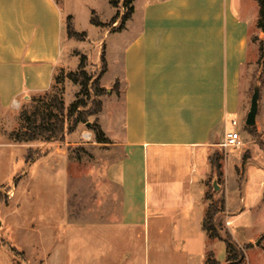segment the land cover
I'll use <instances>...</instances> for the list:
<instances>
[{
    "label": "crops",
    "instance_id": "obj_1",
    "mask_svg": "<svg viewBox=\"0 0 264 264\" xmlns=\"http://www.w3.org/2000/svg\"><path fill=\"white\" fill-rule=\"evenodd\" d=\"M133 4L125 28L116 29L121 19L111 23L118 9L109 0H0V111L14 108L18 126L23 101L51 89L59 70H77L78 52L87 63L97 64L103 55L107 63L100 83L110 93L101 98L95 119L111 142L96 141L103 192L94 219H70L74 180L67 146L83 145L80 125L65 142L14 140L29 148L44 143L41 157L25 160L14 188L12 228L22 234L15 248L29 264H207L210 252L216 257V243L225 256L216 259L226 262L225 242L203 228L206 180L214 171L212 156L233 128L230 119L242 128L246 123L251 79L246 69L259 58L251 53L253 47L259 54L251 39L261 17L259 2ZM93 11L111 25L93 24ZM69 16L87 39L69 36ZM258 87L255 131L263 138L264 84ZM223 148L225 178L230 152ZM244 165L240 190L256 174L254 165L264 169L253 157L241 156L236 170ZM18 184H24L21 192ZM243 210L231 213L226 202L231 234L233 217Z\"/></svg>",
    "mask_w": 264,
    "mask_h": 264
},
{
    "label": "rangeland",
    "instance_id": "obj_2",
    "mask_svg": "<svg viewBox=\"0 0 264 264\" xmlns=\"http://www.w3.org/2000/svg\"><path fill=\"white\" fill-rule=\"evenodd\" d=\"M256 4L258 5V3ZM125 11L122 7L121 14ZM80 22L83 25V18ZM91 33L93 37H97L95 32ZM251 39L257 43L260 49L261 41L264 40L261 17L255 28L251 31ZM106 43L111 44V39ZM81 47H83V44H81ZM252 50L253 47L251 48V53L254 55V58L257 55L259 57L257 51L254 52ZM258 60L255 62V65L250 64L246 69L251 78L247 91L248 112L254 89L259 86L260 81L264 78L263 68ZM102 68V60L97 64L88 62L87 70L94 79L101 73ZM68 72L70 71L65 69L59 70L51 89L23 101L21 107L18 109V114H21L22 111H26L28 114L37 111L40 115L57 112L53 100L54 96H57L64 102L66 108H69L70 102H73L77 98L81 88L79 85L74 86V83L65 77V74ZM117 88L118 86H115L114 89L117 90ZM83 98L91 102L95 98L93 89L90 96L87 97L83 94ZM89 106H91V103H89ZM5 110L0 111V264H29L24 254L15 248L18 246V243H21L22 234L16 228H12L16 226V201L18 199L17 197L14 199V188L19 180V176L26 169V158L36 159L41 157L44 149L40 146L44 143L41 142L39 147L34 148H29L28 144L14 143L13 132L10 129H19L20 127L18 126V121L17 123L14 121L16 110L12 107ZM88 120L89 122H94L95 115L88 117ZM243 124L244 128L240 124L236 129L241 131L243 136L247 138L246 146L237 150H234L233 147L227 148L230 152V160H227L224 165L225 178L222 167L220 169L221 174L218 175L216 168H214L213 174L207 179L209 183L208 189L213 194V200L226 198L227 208L231 213H237L244 208L241 214L239 213L233 217L232 234L234 239L243 243L241 246L252 242H254V245L246 250V259L241 264H264V169L254 165L257 169L256 174L240 190V186L244 185L243 183L246 179L247 168L244 165L236 170L235 166L236 163H239L241 156H244L246 160L253 157L258 164L264 166V137L262 138L257 133L255 135L250 134L246 123L244 122ZM79 125L83 129L80 140L83 142V145L70 144L67 146L71 158V173L74 180L70 201V219L72 221H87L94 219L95 212L102 209V206L97 208V200L99 201L102 198L103 192L101 189L100 149L96 147L97 140L89 125L87 123ZM254 139L256 142H252ZM65 140L66 137L62 142H65ZM218 148L222 165L225 150L223 147ZM236 152L240 154V157L236 156ZM211 163L216 164L215 157L211 160ZM23 186L24 184H18V188L16 187L18 192L23 190ZM206 202L208 206L211 199H207ZM7 222L11 225L6 228ZM217 223L221 224L222 233L228 230L225 211L218 214ZM258 243L260 244L259 246L256 245ZM218 244L214 245L215 253L216 257L222 260L225 256L224 253L221 254L219 252ZM222 246L224 247V245Z\"/></svg>",
    "mask_w": 264,
    "mask_h": 264
},
{
    "label": "trees",
    "instance_id": "obj_3",
    "mask_svg": "<svg viewBox=\"0 0 264 264\" xmlns=\"http://www.w3.org/2000/svg\"><path fill=\"white\" fill-rule=\"evenodd\" d=\"M110 4L117 8L118 11L113 17L112 22L121 19L120 25L116 29H123L126 26V22L131 18L134 12V0H109ZM260 6V13L262 19V27L264 21V0H258ZM126 11L121 14V8ZM91 22L97 26H108L111 24L104 23L93 11ZM67 29L70 37H75L79 40L87 39L88 35L85 31L78 32L72 22V17L69 16L67 20ZM80 55V64L77 70L70 71L65 74V77L69 78L74 84L80 86L77 98L71 102L69 108H66L64 102L57 96L53 97L57 112H51L50 114H39L34 111L32 114H28L26 111H22L20 114L21 125L19 129L13 132V139L17 142H28L35 140L57 142L63 141L67 134L73 133L79 124L87 123L90 129L93 130L97 142L110 143L111 140L106 136L104 130L99 124L98 120L89 122L88 117L97 115L103 107V101L101 97L110 92L107 88L102 87L100 83L101 76L107 70L106 58L102 56L103 68L97 78L93 76L87 70V56L78 52ZM259 64L263 68L264 75V40L261 41L259 49ZM264 77V76H263ZM93 80V81H92ZM260 85L264 84V78L260 81ZM117 86V83L115 84ZM93 87V88H92ZM93 89L95 98L90 102L83 98V94L87 97L90 96ZM114 90V87L112 91ZM91 103V106H89ZM256 126H248L250 134L255 135ZM216 160V164L213 163V170L216 168L217 175L221 174V156L217 153L213 155ZM212 156L211 160L214 159ZM27 162L34 159L26 158ZM214 172V171H213ZM207 186H209L206 180ZM206 199H211V202L207 206L206 214L203 221V228L207 232L210 238H217L225 242L227 248V264H241L246 259V250L253 246V243H245L241 246L233 237L229 230L222 233L221 224L217 223V216L226 210V200H213V194L207 190ZM207 264H220L216 259L215 254L210 252L207 255Z\"/></svg>",
    "mask_w": 264,
    "mask_h": 264
},
{
    "label": "built area",
    "instance_id": "obj_4",
    "mask_svg": "<svg viewBox=\"0 0 264 264\" xmlns=\"http://www.w3.org/2000/svg\"><path fill=\"white\" fill-rule=\"evenodd\" d=\"M230 122L233 128L225 132L224 140L222 141L221 145L225 148L233 147L236 149L245 146L246 142L241 131L236 129V127L239 125V121L236 118H231Z\"/></svg>",
    "mask_w": 264,
    "mask_h": 264
},
{
    "label": "water",
    "instance_id": "obj_5",
    "mask_svg": "<svg viewBox=\"0 0 264 264\" xmlns=\"http://www.w3.org/2000/svg\"><path fill=\"white\" fill-rule=\"evenodd\" d=\"M263 30H264V21H263ZM259 98H260V88L255 87L254 93L251 98L250 110L246 118V125L248 126L256 125V118H257L258 109H259Z\"/></svg>",
    "mask_w": 264,
    "mask_h": 264
}]
</instances>
